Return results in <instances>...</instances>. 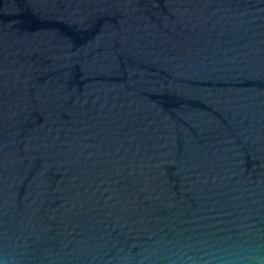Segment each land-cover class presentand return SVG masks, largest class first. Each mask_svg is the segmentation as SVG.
Returning a JSON list of instances; mask_svg holds the SVG:
<instances>
[{"label":"water","instance_id":"1","mask_svg":"<svg viewBox=\"0 0 264 264\" xmlns=\"http://www.w3.org/2000/svg\"><path fill=\"white\" fill-rule=\"evenodd\" d=\"M243 229L264 240V0H0V258L150 264Z\"/></svg>","mask_w":264,"mask_h":264},{"label":"clouds","instance_id":"2","mask_svg":"<svg viewBox=\"0 0 264 264\" xmlns=\"http://www.w3.org/2000/svg\"><path fill=\"white\" fill-rule=\"evenodd\" d=\"M18 254L12 253L0 264H17ZM158 264H264V240L243 229L239 237L218 238L195 244L173 245L168 241L151 251L149 262Z\"/></svg>","mask_w":264,"mask_h":264}]
</instances>
